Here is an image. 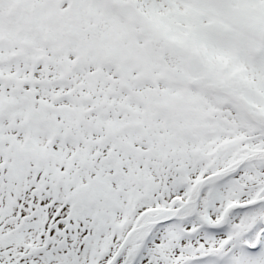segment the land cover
<instances>
[{
  "label": "snow or ice",
  "instance_id": "obj_1",
  "mask_svg": "<svg viewBox=\"0 0 264 264\" xmlns=\"http://www.w3.org/2000/svg\"><path fill=\"white\" fill-rule=\"evenodd\" d=\"M0 264H264V0H0Z\"/></svg>",
  "mask_w": 264,
  "mask_h": 264
}]
</instances>
